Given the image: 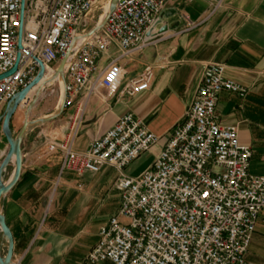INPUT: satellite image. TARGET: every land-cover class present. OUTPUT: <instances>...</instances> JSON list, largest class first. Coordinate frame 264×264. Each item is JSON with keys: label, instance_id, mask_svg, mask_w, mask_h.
<instances>
[{"label": "built area", "instance_id": "1", "mask_svg": "<svg viewBox=\"0 0 264 264\" xmlns=\"http://www.w3.org/2000/svg\"><path fill=\"white\" fill-rule=\"evenodd\" d=\"M172 1L117 0L113 11L105 13L111 0H25L22 19V0H0V76L14 68L20 55L16 72L0 80V112L36 79L41 63L44 75L32 91L45 93L58 83L61 104L65 100L71 112L67 140L48 142L49 153L63 155L61 174L82 177L103 168L117 174L113 187L120 207L100 228L87 264H248L246 255L264 211V175L250 174L252 149L241 144L238 128L221 124L217 114L222 93L240 98L248 93L225 77L224 64L204 66L183 120L138 177L125 170L162 138L131 113L119 117L88 150L73 149L91 96L133 98L150 89L152 67L122 87L127 71L120 62L153 43L157 23ZM206 1L214 11L225 2ZM98 11L106 23L89 35L101 24ZM104 57L107 65L100 69ZM64 59L62 82L54 76ZM32 91L19 109L32 102Z\"/></svg>", "mask_w": 264, "mask_h": 264}, {"label": "crops", "instance_id": "2", "mask_svg": "<svg viewBox=\"0 0 264 264\" xmlns=\"http://www.w3.org/2000/svg\"><path fill=\"white\" fill-rule=\"evenodd\" d=\"M162 19L161 26H167L169 31L120 62L127 71L122 87L152 67L150 89L133 98L117 94L103 101L97 95L91 96L73 149L88 150L119 117L131 113L162 138L159 145L127 168V176L138 177L151 166L172 128L183 120L200 85L204 66L215 62L226 66L227 79L248 88L245 98L222 93L217 114L221 124L236 126L241 144L252 149L250 174L263 176L264 0H225L219 11H214L206 0H174ZM116 55L117 51L112 50L111 56ZM107 61L104 57L99 68L103 69ZM46 117L49 115L43 113L35 120ZM40 127L25 135L21 176L1 200V213L14 242L11 264H87L85 259L98 241L100 228L119 210L120 196L113 186L112 191L109 188L117 175H111L115 172L112 168L82 177L71 172L61 174L63 155L49 153L48 142L55 131L58 134L54 139L66 141L69 127ZM1 150L6 149L0 144ZM2 155L3 152L0 159ZM9 167L8 182L13 178L14 162ZM0 251L6 255L1 233ZM246 261L264 264V211Z\"/></svg>", "mask_w": 264, "mask_h": 264}, {"label": "water", "instance_id": "3", "mask_svg": "<svg viewBox=\"0 0 264 264\" xmlns=\"http://www.w3.org/2000/svg\"><path fill=\"white\" fill-rule=\"evenodd\" d=\"M117 3V0H111L110 2V8L109 11H113ZM24 10H25V0H22V6H21V18L23 19L24 16ZM163 22V19L161 18L159 22L157 23V26H161ZM106 23V20L100 24L98 27H96L94 30L90 32L89 35H92L96 33L97 31L101 30ZM169 31V28L167 26H161V28L157 32V36H161L166 34ZM21 40H22V28L19 33V49H21ZM20 59V55L17 57V63L15 64L14 68L10 70L8 73L0 76V80L8 77L12 74H14L17 70L18 67V62ZM66 59H64L54 78L59 77L62 82H64V67H65ZM40 64V71L36 77V79L28 85L23 91L18 93L16 97L8 103L5 109V114L3 116V123H2V133L4 134L7 143L9 145L8 152L6 153V156L0 165V233L2 234V237L5 242V247L7 249L6 255L3 256V254L0 251V264H11L12 263V258H13V250H14V242H13V236L11 231L9 230L6 222H5V217L1 213V200L5 194H7L18 182L21 172H22V165H23V159H22V143L24 140L25 135L31 131L34 130L42 125H45L49 122H52L56 118L60 117L61 114L65 110V100H63V103L58 110V112L52 116L39 119V120H34V121H28L26 120L23 127L19 131L16 137L13 138L12 130L10 127L11 120L14 117V115L17 113L21 103L25 100V98L29 95V93L33 90V88L40 83V81L43 78L44 75V66ZM37 97L30 103L29 108L27 110V118L29 112H31L35 106L37 105L39 101V96L40 92H37ZM1 124V122H0ZM14 159V165L15 169L13 172V178L10 182L5 184L3 182V174L6 171V169L11 165V162Z\"/></svg>", "mask_w": 264, "mask_h": 264}, {"label": "rangeland", "instance_id": "4", "mask_svg": "<svg viewBox=\"0 0 264 264\" xmlns=\"http://www.w3.org/2000/svg\"><path fill=\"white\" fill-rule=\"evenodd\" d=\"M103 15L104 14L102 12H100V11H98L96 13V16L99 17V18L102 17ZM98 21H99V19L97 20V22ZM106 65H107L106 63H103L102 67H105ZM52 90H54L55 93L50 95L49 93ZM101 92H103V91H101ZM36 95H37V92H35L34 99L37 97ZM61 105L62 104H61L60 86H59L58 83H56L55 85L52 86L51 89H48L47 92H45V93L41 92V95L39 96V101H38L37 105L35 106V108H37V110L34 111V109H35L34 108L31 112H29L28 118H27V113H28L27 110H28L29 106L27 108L20 109L21 111H19L17 113V116L14 119V124H13V118L15 116L12 118L10 127H11V130H12L13 138L17 136V134L19 133V131L23 127V125H24L26 120L34 121L36 117H39V116L43 115V113H45V115L52 116V115H54V114H56L58 112V110L60 109ZM4 114H5V110L0 112V122H1V124H0V144H1L2 149H6V150H1L0 151V153L3 152V155H2V157L0 159V165L2 164V162H3V160H4L5 156H6V153L8 152V149H9V145L7 143V140H6L5 136H4V134L2 133V123H3ZM70 116H71V112L69 110L65 109L60 117L56 118L52 122L47 123V124L51 123L50 126L45 124V126H46L45 128L50 127V129L52 130V129H56V128H59V127L64 126V125L68 126L69 125L68 123H69V117ZM38 128H41V127H38ZM38 128H36V129H38ZM56 134H58V131L53 132L51 134V138L49 137V139L54 140V138H55L54 136H56ZM10 170H11V167H8L6 169V171L4 172V174H3V182L5 184L8 183L7 177L10 174ZM115 173L116 172L113 171V172H111V175L114 176ZM125 174H127V169L125 170ZM112 186L113 185L110 183L109 184V188H110L111 191H112Z\"/></svg>", "mask_w": 264, "mask_h": 264}, {"label": "bare ground", "instance_id": "5", "mask_svg": "<svg viewBox=\"0 0 264 264\" xmlns=\"http://www.w3.org/2000/svg\"><path fill=\"white\" fill-rule=\"evenodd\" d=\"M108 10H109V7L107 6V7L105 8V13H107ZM100 18H101V24H102V23L105 21V14H104L102 17H100ZM36 90H37V89H34V91H32L31 94H34V92H35ZM38 92H40V95H41V90H38ZM12 162H14V159H13Z\"/></svg>", "mask_w": 264, "mask_h": 264}]
</instances>
